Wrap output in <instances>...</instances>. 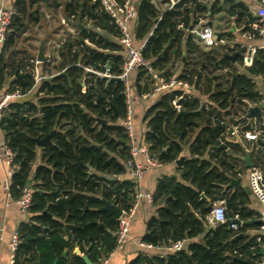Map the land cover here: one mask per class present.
<instances>
[{
  "label": "trees",
  "instance_id": "16d2710c",
  "mask_svg": "<svg viewBox=\"0 0 264 264\" xmlns=\"http://www.w3.org/2000/svg\"><path fill=\"white\" fill-rule=\"evenodd\" d=\"M91 1L70 0L67 13L83 16L97 11L96 25L108 34L85 30L83 38H89L96 47L84 45L73 51L74 44L67 43L61 52L63 69L38 84L36 99H11L4 109L0 129L15 154L12 198H19L27 185L33 189L29 220L18 228L20 243L14 264H52L55 258H58L57 264H88L82 255L85 252L93 264L98 262L115 250L119 226L115 214L102 209L104 200L129 210L135 199L137 184L126 176L129 139L121 124L127 107L124 83L115 80L107 85L104 79L91 74L87 90H82L81 82L86 75L83 66L101 65L110 60L112 73L118 75L125 60L116 24L105 11L99 10V3ZM15 8L17 13L0 57V89L9 92L20 89L24 93L33 87L34 78L28 71L18 73L24 67L23 57L7 62L4 53L15 49L27 23L34 24L39 18L31 17L27 0H18ZM205 9L197 0H182L165 11L152 0L137 3L138 16L133 24L135 41L145 39L156 25L143 54L159 73L163 72V77L171 75L173 47L184 37L176 29L177 23L196 22L197 14ZM235 10L233 5L228 11ZM227 60L222 58L223 62ZM202 61L204 72L194 68L179 77L189 79L197 89L207 79L210 84L205 90L210 101L196 96L180 98V90H166L150 105L145 116L148 130L144 140L160 162L175 163L186 146L190 156L177 166L183 182L169 177L159 180L154 192L158 214L149 219L142 241L151 246H165L188 240L187 247L166 256L144 259L139 255L128 264H238L233 255L244 259L259 256L258 242L246 241L228 222L207 229V217L213 206L201 196L204 193L211 200L218 199L215 194L229 180L233 165L227 161L230 145L224 140V134L228 122L234 120L227 121V116L236 107L247 104L244 97H250L248 92L253 84L247 73L228 72L221 79L227 84L220 82L219 74H211L212 68L219 66L217 57L207 55L196 64ZM77 62L83 66L76 65ZM248 72H264L263 50L257 51ZM213 81L216 83L212 87ZM154 84L155 79L145 69L137 71V94L151 90ZM175 100L185 114L176 109ZM47 134H51L50 141L40 148L35 139ZM187 137L190 139L186 140ZM39 150L41 161L35 165ZM234 198L229 205L232 210L227 214L230 218L238 215L245 220L246 215L232 203ZM66 248L73 252L78 248V252L68 257L63 255Z\"/></svg>",
  "mask_w": 264,
  "mask_h": 264
},
{
  "label": "crops",
  "instance_id": "0c3cea01",
  "mask_svg": "<svg viewBox=\"0 0 264 264\" xmlns=\"http://www.w3.org/2000/svg\"><path fill=\"white\" fill-rule=\"evenodd\" d=\"M69 1L70 0H27L31 17L39 18V20L34 24L27 23V27L19 35L15 49L4 53L6 61L9 62L13 58L20 59L21 57H23L24 60L30 57L38 58L40 46L44 41L43 54L45 60L41 61L38 58L39 63L37 64V67L41 74L53 76L63 69L62 63H64V58L62 55H60L59 58L57 57V51L54 49L55 45L53 43V40H57L62 32L68 34L69 41L67 43L74 44L76 49L77 47H83L84 45L96 47L89 38H83V33L85 30L100 32V29L96 25L99 16L98 12L95 11L83 16L81 13L68 14L67 3ZM1 2L7 6L15 7L18 0H0V3ZM136 2L140 3L141 0H136ZM154 2L158 3V0H154ZM233 5L236 6V10L235 12L230 13L228 10ZM159 6L161 5L159 4ZM204 6L206 9L202 13H198V17H202L203 20L212 24L218 31L221 40L217 45L207 48L202 46L197 40L189 35L182 37L180 42H176L173 47V55L171 56L172 63L170 66L178 74H182L186 70L190 71L194 68H198L201 73L205 71L204 61H202V63H196L198 61L201 62V57L210 55L217 57L219 60L216 62L219 66L217 68L213 67L211 74H213V76L219 74L220 82L224 81L221 79L223 75L228 72L234 75L247 73L251 78L253 87L248 92L250 97H244L247 104L242 108L236 107L237 111L232 110L230 116H227V121H230L231 119L234 120L228 122L227 131L224 134V140L231 146H229L228 149L230 156L228 157L229 159L227 158V161L232 163L233 171L230 170L232 173L229 174L228 182L220 188L219 193L215 194L218 196V199L211 200L212 198L205 194V197L203 198L211 201L212 206L215 203L223 202L226 205L227 211H229V209L232 210L229 206L231 200L235 197L232 203L237 204L240 210L246 215L245 224L247 225L246 227L244 225L245 228L243 227L240 231V236L244 235L246 241L255 239L258 242L257 247H259L258 257H263L264 255L260 253L262 246L258 239L261 237L264 238V230L258 227L256 223H263L259 218L262 217L264 209L262 204L252 193L248 183V177L249 171L253 166H259L264 169V132L261 133L258 140L245 138L243 132L264 129V110L262 115L256 114L248 116V105L253 104L252 99H256L257 97L264 98V72L249 73L248 68H251L253 64L246 65L243 62V55L239 56L235 61L226 56V54H234L241 50L242 47L246 48L245 51H249L253 48H258L261 44L258 37L254 36L251 28V24L256 19L258 4L252 0H208ZM32 30H35L33 34L31 32ZM101 32L105 35L108 34L105 29H101ZM23 37H25V41H28L29 44L27 45L29 48H21L20 50L18 43ZM222 40H225V42H222ZM78 41L83 44H79ZM3 45L0 44V57ZM63 51L64 49L62 48L61 52ZM223 57L228 60L223 62ZM135 74L136 73H134V76ZM11 80L12 78H9V81ZM203 83H205V85L201 86L200 89L194 87L192 93L194 96L208 102L210 101V98L205 89L210 83L207 79H203ZM215 83L216 81H213L212 87ZM224 83L227 84L225 81ZM159 97L160 95L145 100L141 95L137 94V92L131 96V100L134 99L135 102V105H133L135 110L134 120L138 123L139 129L137 127L136 132L140 138H142V136L144 137V133L148 130L145 118L147 110L153 102L159 100ZM28 99H36V95L32 94ZM140 130L143 133L142 136H140ZM189 139L190 138L188 137L186 138V140ZM0 140H4V133L1 129ZM185 144L188 145V142ZM186 148L187 149H185L181 156L183 158L190 156L189 148L187 146ZM247 158H249L251 165H248ZM39 163L40 162L38 161V164ZM179 165L177 162L163 163L161 166L153 168L147 172L143 180L139 183L140 189L144 192L154 193L159 180L164 177H169L170 179H173V181L183 182L181 171L177 167ZM2 168L3 165L0 160L1 176L3 175ZM238 168H242V172L237 171ZM230 177L236 178L238 184L230 185ZM7 201V191L4 187H1L0 226L4 229L2 236L0 237V264H12L9 242L14 232L18 230L22 223L27 222L30 216L29 213H23L15 202L7 204ZM158 208V203H149L146 199L141 201L131 224L130 239L128 243L123 250H117L110 254L108 264H128L132 259L139 255H143L144 259L167 255L168 252H166L163 247L140 246L139 244L147 232L149 219L158 214ZM210 226V218L207 217V229L210 228ZM201 238L202 236L198 239L200 240ZM64 252H66V254H64ZM64 252L63 255L71 257L73 253L78 252V248H76L74 252L72 249L66 248ZM82 255L84 257L85 253H82ZM237 257V255H233L234 259ZM258 257L247 258V260L257 264Z\"/></svg>",
  "mask_w": 264,
  "mask_h": 264
},
{
  "label": "built area",
  "instance_id": "2783aa9c",
  "mask_svg": "<svg viewBox=\"0 0 264 264\" xmlns=\"http://www.w3.org/2000/svg\"><path fill=\"white\" fill-rule=\"evenodd\" d=\"M100 5V11H105L110 17L111 21L116 24L119 30L118 40L122 45V51L125 54V60L122 64V72L115 75L111 71L110 60L106 61L104 64L96 63L94 66H83L81 62H77L76 65L83 66L86 75L82 79V90L85 92L88 86V80L91 74L97 75L105 80L108 85L111 81H114V77H120L121 81L124 83L125 89L124 94L126 95V112L122 119V126L127 132L129 139V152L130 157L127 160V172L126 176L133 182L137 184V189L135 193V199L132 207L129 210H122L121 215L117 218L119 221V226L116 231L117 246L115 251L123 250L130 239V228L137 209L143 199H146L149 203H154V193L144 192L140 189L139 183L143 180L147 172L155 167L161 166L163 163L160 162L155 154L152 152L150 144L141 139L136 135L134 129V109L131 103V92L132 88L130 86L129 76L132 72L137 73L139 69H145L148 74H150L155 79V84L153 88L149 91L144 92L141 97L143 99H152L161 95L166 90L177 89L182 92L180 96L193 97L194 94L192 90L194 89V84L187 78H180L179 74L171 67V75L168 77H163V72L159 73V70L153 67L151 60L146 58L143 54V49L145 48L148 38L153 34L156 25L149 35L140 42H136L133 32V24L137 19V2L136 0H92ZM182 0H158V3H153L161 10L165 11L167 9L174 8ZM203 4L207 3L208 0H197ZM258 4L256 19L251 24L252 32L254 36L258 37L260 40V45L258 48H253L249 51L243 52V62L246 65H252L255 59L257 50H263L264 52V0H252ZM187 2L183 3L180 7L183 10V6ZM17 10L15 7H10L5 5L3 2L0 3V44H4L8 38L11 25ZM198 15V14H197ZM161 16L157 19L160 20ZM99 28V27H98ZM101 31V28H99ZM176 29L184 33V36H191L197 40L202 46L211 48L221 40L219 38L218 31L214 28L212 24H209L202 17L194 22L190 20L188 24L184 20L177 23ZM69 41L68 34L62 32L58 36L57 40H53L55 45V50L57 51V57L61 55V49L64 48L65 44ZM225 42V40H222ZM76 46H73V51ZM39 60L37 57H30L24 60V67L19 70L18 73L23 74L24 72H30L34 78V84L31 89L27 92H22L20 89H15L11 92L7 90L0 89V124L2 122L4 109L8 106L11 99H27L30 95L35 94L37 91L38 84L43 80H46L52 76L44 75L39 72L37 64ZM102 66V69L99 67ZM39 94H43L40 92ZM174 106L178 111H181V104L178 100L173 102ZM264 129L259 131H244V137L250 140H258ZM224 142V141H223ZM229 149V147L227 148ZM15 154L11 148L6 144L5 140H0V160L3 165V175H0V188L4 187L7 191L8 201L7 204L15 202L23 213H28L33 204V189L29 185L22 189V194L19 198L14 200L11 193V180L15 172L14 164ZM248 183L250 189L254 196L259 200L264 209V169L259 166H253L249 171ZM210 227L214 228L222 223L228 222L230 227L237 232H240L244 225L245 220L240 219L238 216L235 218H230L227 214L226 205L223 202L215 203L212 207L210 214ZM263 223L261 229L264 230V211L261 218H259ZM3 227L0 226V237L2 236ZM262 248H264V238L258 239ZM20 243V236L18 230L14 232L12 238L9 242L11 250V260L12 264L15 263L16 251ZM188 240H178L174 241L163 247L168 253H176L182 251L187 247ZM140 246H151L144 241H141ZM111 252L110 254H112ZM110 254L99 260L94 264H108ZM264 255V254H263ZM257 264H264V256L257 258Z\"/></svg>",
  "mask_w": 264,
  "mask_h": 264
},
{
  "label": "water",
  "instance_id": "95a60500",
  "mask_svg": "<svg viewBox=\"0 0 264 264\" xmlns=\"http://www.w3.org/2000/svg\"><path fill=\"white\" fill-rule=\"evenodd\" d=\"M43 50H44V41L42 42L41 46H40V49H39V55H38V58L39 60L41 61H44L45 60V56L43 54ZM246 50L245 47H242L241 50L235 52L234 54H226V56L235 61L239 56H242L243 55V52ZM113 80L115 81H121V78L120 77H114ZM253 104H249L248 105V116H252V115H256V114H260L262 115L263 114V110H264V98H260V97H257V100L256 101H252ZM111 106L113 108H115L114 104H111ZM181 114H185L186 111L185 110H181L180 111ZM116 114H118V111L116 110ZM100 121H102L103 124L106 123V120L104 119H100ZM50 135L51 134H47L45 137L43 138H40V137H37L35 140L37 142V145L41 148L45 147V145L50 141ZM184 158L181 157L179 158L176 162L177 164L179 165L182 160ZM248 160V165H251L250 161H249V158H247ZM242 168H238L237 171L239 172H242ZM238 184V180L234 177H230V185H237ZM202 197H205L204 193L201 194ZM102 209H108L110 210L111 212H113L115 214V216L118 218L121 213H122V210L119 206L115 205L114 203L112 202H109L107 200H104V206L102 207ZM47 213V212H45ZM208 252L210 253V251L208 250ZM260 253L261 254H264V248H261L260 249ZM64 254H66V252H64ZM84 259L85 261L88 263V264H93L92 261L88 258L87 256V252H85V256H84ZM57 261H58V258H55V260L52 262V264H57ZM236 261L238 262V264H256L252 261H249L247 259H244L242 257H237L236 258ZM24 264V263H23Z\"/></svg>",
  "mask_w": 264,
  "mask_h": 264
},
{
  "label": "rangeland",
  "instance_id": "374dc122",
  "mask_svg": "<svg viewBox=\"0 0 264 264\" xmlns=\"http://www.w3.org/2000/svg\"><path fill=\"white\" fill-rule=\"evenodd\" d=\"M34 31H35V30H32V31H31L32 34L34 33ZM27 44H29L28 41H25V37H23L22 40L19 41V43H18V47L20 48V50H21V48H29V46H28ZM135 75H136V74H135ZM129 80H130V86H131V88H132V92H131V96H132V95L136 92V91H135V76H134V72H132V73L130 74V76H129ZM131 103H132V105H135L134 99L131 100ZM133 109H134V108H133ZM134 111H135V110H134ZM137 127H138V123L135 122V120H134V129H135V133H136V135H137V132H136ZM138 129H139V127H138ZM140 131H141V130H140ZM142 135H143V133H142V131H141V132H140V136H142ZM141 139H144V137L142 136ZM40 160H41V157H40V151H39V154H38V156H37V158H36V160H35V165H37V164H38V161L40 162Z\"/></svg>",
  "mask_w": 264,
  "mask_h": 264
}]
</instances>
